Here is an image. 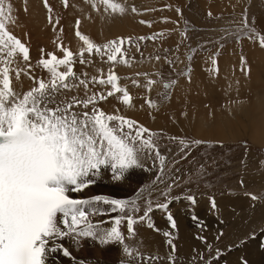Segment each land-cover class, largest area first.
I'll return each mask as SVG.
<instances>
[{
    "label": "snow or ice",
    "instance_id": "obj_1",
    "mask_svg": "<svg viewBox=\"0 0 264 264\" xmlns=\"http://www.w3.org/2000/svg\"><path fill=\"white\" fill-rule=\"evenodd\" d=\"M100 2L112 12L126 10L110 0ZM44 4L51 13L48 0H44ZM64 4L68 6L67 0ZM131 11L137 12L135 6ZM48 19L51 23V15ZM241 22L248 26L246 16ZM9 23H14L11 4L5 7L4 0H0V264H49L56 254L70 258L73 264H85L84 260L73 256L64 244L65 239H70L77 249L85 240L102 247L118 244L128 257V264H155L163 259L141 253L139 244L128 242L135 239L138 224L159 231L151 220L150 213L155 210L151 200L145 202L143 215H136L140 211L142 192L127 200L106 195L88 198L71 195L95 184L103 170H110L111 178L119 181L130 169L144 167L142 161L145 159H153L154 164L158 161L157 180L164 174L166 157L156 143L157 134L120 114L119 109L107 112L99 107L109 97H116L127 107L132 106L127 88L118 83L120 77L111 67L106 78L103 74L89 78L87 72L77 74L74 71L77 62L81 65L91 63L85 54L98 56L101 62L110 65L128 64L122 49L125 38L97 45L81 34L78 19L75 35L83 41L84 47L74 54L59 44L62 57L54 53H47L45 57L41 49L42 56L37 63L48 73L45 79L32 74L30 49L9 31ZM253 32L254 29L249 28L244 35L252 38L250 33ZM257 36L264 47V36ZM241 59L243 64V57ZM22 74L33 82L26 91L17 87ZM132 83L139 86L137 80ZM153 83L148 80L146 87L150 90ZM90 84L107 85L110 90L106 93L93 91ZM170 86L164 85L166 89ZM81 88L83 96L79 95ZM73 91L77 94L69 95ZM147 102L154 106L150 100ZM179 142L184 148L189 147L183 139ZM175 183V180L169 183L161 195L167 197ZM185 198L196 203L193 195ZM251 198L258 199L255 195ZM169 203L166 200L155 208L167 213V220L175 229L176 221L168 212ZM212 206L215 207L214 199ZM111 213L119 214L111 216ZM102 215L110 219L93 220ZM106 224L110 226L105 227ZM122 225L126 226L127 234L122 231ZM164 236L171 249L169 264H176L173 233L165 232ZM199 238L206 243L204 237ZM208 249L211 251L210 245ZM199 258L204 259L202 254Z\"/></svg>",
    "mask_w": 264,
    "mask_h": 264
},
{
    "label": "rangeland",
    "instance_id": "obj_2",
    "mask_svg": "<svg viewBox=\"0 0 264 264\" xmlns=\"http://www.w3.org/2000/svg\"><path fill=\"white\" fill-rule=\"evenodd\" d=\"M39 1L44 13L40 12L34 18V14L29 10L34 5L32 0L31 4H29V0H4L5 7L11 4V15L14 20V23L8 24L9 31L11 30L17 37L19 36L26 45V42H29L32 52H35L37 56V62L41 58L40 56H42L41 49L45 50L43 54L46 57L47 53L52 51L51 47L56 48V51H52L51 53L62 57L63 53L57 44H63L64 47L69 48L74 54H77L76 52H79L84 47L82 41L81 45H71L67 37L65 42H62L60 38L53 39L56 34L61 32V29L62 31L66 28L70 29L72 25L71 28H74V21L75 19L78 20L76 13L69 11L71 5L68 3V0L67 7H65L64 0H48V5H52L50 6L52 9L51 13L41 3L44 0ZM154 1L157 2L158 0ZM236 1L237 3H234L236 7L220 13L218 12L221 10H216L215 12L213 8H216L218 5H224L223 1L214 4L213 0H167L166 4L163 3L159 9L155 6L154 2H142V0L114 1L126 9L123 13H120L118 11L112 12L111 9L106 10L105 5L99 0H81L88 8L87 11L94 15V17L91 15V23L94 24L93 31H98V34H100L99 31L101 30L98 29L97 25L101 22V19L105 25H112L116 18H122L120 16L135 18L137 16L136 24L142 26L140 27L143 29L142 32L130 33L127 36L118 34L108 37L111 33H108V35L105 33V29L108 26L106 28L104 25L103 32L107 38L104 39L102 36H97L98 39L96 41L92 38L91 40L97 45H103L112 40L125 38L122 49L129 65L114 64L117 65L114 72L120 77V84L127 88L131 96H134L133 90L134 88L136 89L137 85H134L132 81L137 80L139 89L143 87L142 94L148 96L147 100H152L154 105L160 106L163 102H169L172 89L179 79H188L190 84H193L195 80L192 81L190 75L195 61L210 60L213 66V61H215L217 68L214 69H218L220 68L218 60L221 62L222 57L226 56L228 59L232 58L234 60L236 58L238 61L237 63L232 62L234 70L239 64L246 65V68L249 69L247 47L256 45L264 51V47L259 43L257 36V34L264 36V29L258 23L260 18H264V0H234V2ZM168 3L171 4L170 8H166ZM93 4H95V7H93ZM175 4L180 8L179 14ZM99 6L100 8L97 9ZM133 6H135L137 12L131 11ZM55 7H57L58 11ZM207 9H209L210 14H208ZM49 15L52 17L51 23L45 19ZM245 16L247 17V27L241 22ZM39 19H45V21L40 22ZM127 19L130 23L133 22L132 19ZM177 20L181 25H179L180 28L177 30L180 31L181 29L182 31L186 29L188 32L186 41L189 46V48L187 47L189 49V56L195 55L193 60L190 61V71L187 74L181 68L186 63H189L191 57L185 59L184 55L187 53V48L184 50V45L180 43L182 39L181 31L179 33L180 36H177L172 31L173 25L177 23ZM72 21V25L67 24V22L72 23ZM139 21L148 23H140ZM63 24L64 27H62ZM131 25L134 24L132 23ZM36 28L47 30L50 35L44 37L35 36L34 34L39 32ZM79 28L81 32L85 33L84 35L89 37L85 31H82V29L85 30L82 21H80ZM249 28L254 29V32L250 33L252 38L244 35V33L249 31ZM23 36L25 37L23 38ZM129 37L131 38L130 41L127 39ZM141 37L145 39H140ZM157 37H160V39L147 41L150 38ZM151 41H156L158 44L153 46ZM131 43H137L142 48L140 51H133L135 46L133 45L131 48ZM48 44H52L51 47ZM167 45H174V47H167ZM74 46H78V48L74 49ZM127 48H130L131 52L126 51ZM215 53L217 55H213ZM85 55L90 61H94L97 67H107L105 62L103 65L99 64L103 62L97 57ZM153 57H159V59L157 61H147ZM129 59L134 60L130 63ZM159 60L162 63L160 65H158ZM173 61L175 70H173V66L171 65ZM182 62H184L183 65ZM81 66L77 62L74 66V71L77 74L87 72L89 78L97 75L100 76L101 74L106 76L108 73L107 71H102L103 73L98 71L91 74L89 70L82 71ZM213 66L207 70L205 69L204 74L207 77L214 78V81L219 85L224 82L221 81L224 79H218L219 72L218 70H214ZM123 68L124 71H122ZM155 70L157 74L153 73ZM37 71H42L41 77L48 78V73L39 67L38 64L34 73ZM161 71L164 73L162 74ZM137 73L141 75L138 76ZM164 78L171 80L170 84H172L167 89L165 87L160 89V83L156 82L162 81ZM148 80L154 81L150 90L146 87ZM31 86H33V82H31ZM90 88L93 91L105 93L110 90V86H101L99 84H90ZM79 94L83 96L82 88L79 90ZM195 94L199 98L203 97L202 99H205L208 95L206 91H196ZM218 97L220 95H217V98L212 96L209 98V102L211 103V99H218ZM104 102L100 103V108L107 112L116 110L115 108L111 110L103 108ZM218 102L220 104V101ZM195 110L196 113L199 112V109L195 108ZM231 116L240 115L235 113L231 114ZM242 122L243 120H241ZM139 123L142 124L141 122ZM142 125L145 126L144 124ZM150 130L157 134L156 143L159 146L160 153L166 157L164 174L160 180H157V176L159 175L158 161L154 164L153 159H145L142 161L144 167L133 168L126 173L129 174V181L132 182L131 188L133 184L136 185L133 189L128 190L127 195L123 199L135 198L138 193L142 192L143 197L139 201L140 211L136 215L142 216L145 202L151 200L155 209L150 213L151 220L155 225V229L159 231L147 226L144 229L143 224H138L135 226V239L128 242L139 244V251L141 253L152 256L158 255L163 258L157 260L155 264H169L168 255L171 250L166 243L167 237L164 236L165 232L173 233V242L176 245L174 253L176 264H250L249 259L251 256L256 257L259 264H264V145L252 142L248 135L249 133H247L249 130L245 133L243 132L244 134L240 133L236 139L230 141L196 136L191 132L190 127L188 131L180 130V133L167 132L165 128ZM172 137H176L177 139H171ZM181 139L188 143L189 147L184 148L179 142ZM196 140L202 143H191ZM173 180L176 183L171 191L168 192L167 197L161 195L167 185L172 183ZM97 182L104 184L99 180ZM91 188H93L92 185L86 189L90 190ZM111 188L116 189V192L109 196L121 199L122 197L118 193L120 191L118 185H111ZM188 195L195 197V204H192L185 198ZM252 195L257 196L258 199L253 200L251 198ZM213 199L215 200V207L212 206ZM166 200L170 201L171 204L168 207V212L171 213L176 221L175 229L171 228L167 220V213L155 208L156 204L164 203ZM118 214L111 213V216ZM193 217H196V219H193ZM98 219V221H108L110 217L102 215ZM181 226L190 233L191 240L189 236L187 238V236L181 234ZM124 230L125 234H127V230L122 227V231ZM199 237H204L206 243ZM141 241L142 243H140ZM208 245L211 246V251H209ZM217 249L219 253L213 254L217 252ZM119 251H116L115 258H112L111 262L107 263L108 260H106L104 263L121 264V261H124L125 264H128V257L125 256L123 251ZM113 254L114 252L108 253V255ZM201 254L204 259L199 258ZM210 256L213 257L211 260L208 259ZM193 257H196V259L194 260Z\"/></svg>",
    "mask_w": 264,
    "mask_h": 264
},
{
    "label": "bare ground",
    "instance_id": "obj_3",
    "mask_svg": "<svg viewBox=\"0 0 264 264\" xmlns=\"http://www.w3.org/2000/svg\"><path fill=\"white\" fill-rule=\"evenodd\" d=\"M32 1L34 2V5H32V7H30L29 10L31 11L32 14H34V18H35L40 12H43V11H42V6L39 0H32ZM143 1L150 2V3L154 2L155 6H159L162 3V1L166 2L167 0H161V1L158 0L157 2H155L154 0H148V1L142 0V2ZM82 2L81 0H68V3L71 5L69 8V11L71 13H76V16L78 17V19L82 21L83 28H85V30L82 29V31H85L89 35L90 39L92 38L95 41L98 39L97 36H102V38L104 39L107 38L105 37L104 32H103L105 23L102 19H101V22L97 25L98 29L101 30L102 32L99 31L100 34H98L97 33L98 31H93L94 24L91 23V15L93 17L94 15L87 11L88 8ZM41 3L44 4V1H42ZM230 3H232L231 8H233V7H236L234 3H237V1L236 2L232 1ZM29 4H31V0H29ZM223 4L224 5H218L217 7L227 8L228 4L226 2H223ZM56 6L59 7L57 4ZM57 7L55 8L58 11ZM99 8L100 6L97 7V9ZM101 13L103 12L101 11ZM115 14H118V13H115ZM120 17L122 18H116L112 25L111 24L105 25L106 28L108 26V28L105 29V33L107 35L108 33L109 34L111 33L108 37L118 35V34H123L127 36V35H130V33L133 34L138 31L142 32L143 29L140 28L142 26L136 24L137 16L136 18L127 17V16H124V17L120 16ZM127 18L132 19L133 20L132 23L134 25H131L132 23H130ZM45 19L47 22H49L48 17H45ZM45 19H39V21L44 22ZM76 20L77 19H75L74 21L75 22L74 28H71L73 26L72 25L73 21L72 23L67 22V24L72 25L71 27L68 26L70 27V29L66 28L64 31H61L59 34H56L53 37V39L60 38L62 42H65L66 37H67L71 45H78V44L81 45V40L79 39V37L75 35ZM33 21L36 22L35 20ZM139 22L141 23V21ZM258 23H260L261 27L264 29V18H260ZM62 27H64V24ZM36 29L39 32L38 33L35 32L36 33L34 34L35 36L44 37V36L50 35L49 31L47 30H42L39 28H36ZM79 30L81 32L80 28ZM13 34L15 35V33ZM81 34L84 35L85 33L81 32ZM24 37L25 36H23V38ZM18 38L21 41H23L19 36ZM153 39L159 40L160 37L150 38L149 40H153ZM26 43H27V46L30 48V53H31L30 55L31 64L33 66L32 74L35 75L36 77H41L40 74L42 73V71H37L36 73H34L37 67V64H38L37 58H36L37 56L35 55V52L34 53L32 52V48L30 47L29 42H26ZM152 44L154 46V45H157L158 43L155 41V42H152ZM51 45L52 44H48L49 47H51ZM58 45L59 44H57V46ZM130 45H131L130 46L131 48L133 45L135 46V49L133 51H140V49L142 48V46L139 47L137 43H131ZM51 48H52V51H56V48H53V47ZM77 48L78 46L77 47L74 46V49H77ZM247 49H248L247 55H248L249 69L246 68V65L243 66L239 64L238 67L235 68L234 70L232 62L237 63L238 61L236 60V58L232 60V58L228 59L226 56H224L222 57L221 62L220 60H218L219 67H220L218 68V72H219L218 79H224V80H221L224 82H222L219 85L214 81L215 80L214 78L207 77L204 74L205 69L207 70L209 68H212L213 65L211 61L210 60H198V61H195V65L193 66V71L191 72V75H190V78L192 79V81L195 80L193 84L191 85L188 79H179L172 89L171 99L169 100V102H163L161 106L154 105L152 100L150 101L152 102L154 106H150V104L147 102L149 101L147 100L148 96L142 94L143 87L139 89V87L136 86V89L134 88L133 90L134 96H131L132 97L131 107H127L123 105L122 103H120L119 99H117L116 97H109L103 103L102 107L105 109H109V110H111L112 108L119 109L120 114L125 115L126 117H131L132 119L141 122L148 129L165 128L167 132L180 133L181 132L180 130L188 131L190 127L191 132L195 134L196 136L209 138V139H215V140H221V141L234 140L239 136L240 133H243V132L245 133L246 131L249 130V132L247 133H249L248 135L250 136V140L259 145H264V51L263 49L258 48L256 45H250L247 47ZM52 51L48 53H51ZM93 57H97L100 60L98 56H93ZM213 57H217V56H213ZM185 59H186V56H185ZM129 60L131 61L130 63H132L134 59L132 60L129 59ZM152 60L157 61L156 57H153L151 60H147V61H152ZM192 60L193 59H191V61ZM159 61L161 63V60ZM173 63L174 61L172 62V65ZM99 64L103 65L104 62L99 63ZM120 64L125 65L123 63H119V65ZM183 64L184 62H182V65ZM22 65L23 64H21V67H23ZM106 65L107 67L105 66L97 67L96 63H94V61H91V63L89 64L82 65L81 70L82 71L89 70V73L92 74V73H97L98 71H100L101 73H103L102 71L108 72L110 67L114 71L117 67V65H110L109 63H106ZM156 70L158 71L157 68ZM156 70L153 72L154 74H157ZM122 71H124V68ZM31 82L32 81L27 76L22 74L21 83L20 85H17V87H22V89L26 91L31 87ZM118 83L121 86L120 81H118ZM156 83H160V89H162L161 81L156 82ZM14 84H15V81H14ZM196 91H206L208 95L205 99H202L203 97L199 98V96L195 94ZM75 94H77L75 91H73L72 93H69V95H75ZM217 95H220V97H218V99H213V100L211 99V103H210L209 98H211L212 96H215V98H217ZM117 96H119V94ZM216 100H217V103L215 104ZM218 101H220V104ZM194 107L196 109H199L198 110L199 112L196 113L195 112L196 110ZM230 113L231 114L237 113L240 116H231ZM239 119L243 120V122L241 123V120ZM128 175L129 174H126L124 178H122L119 181H114L111 178L112 173L110 172V170H103L101 177L98 180L102 181L104 184H99L100 182L99 183L97 182L92 185L93 188H91L90 190L85 189L80 193H73L72 195L74 197H87V198L95 196V195L109 196L112 193L116 192L115 191L116 189L111 188V185L117 184L120 190L118 193L119 195H121L122 197L121 199L124 200L123 198H125L124 196L127 195L128 190L133 189V187L136 185V184H133V187L131 188L132 182L129 181ZM98 218L99 216L93 217V220L98 221L99 220ZM104 226L108 227L110 225L106 224ZM122 227L123 229H126V226L122 225ZM145 227L146 225L143 224L144 229ZM180 230L183 236H187V238L190 237V240H191L192 237L188 231H186L182 226ZM64 244L70 248V250L73 253V256L77 260H84L85 264H106L104 263L106 262V260H108L107 261L108 263V262H111L112 258H115L116 251L120 250L119 252H122V249L120 245L118 244H110V245L102 247L99 244L92 242L91 240L83 241L82 246L79 247L78 249L72 245V242L70 239H65ZM254 244H255V241H254ZM113 252H114L113 255H108V253L110 254ZM249 262L250 264H259V261L256 260V257H252V256L250 257ZM49 264H73V261L70 258L63 257L59 254H56L50 258ZM235 264H239V263H235Z\"/></svg>",
    "mask_w": 264,
    "mask_h": 264
},
{
    "label": "crops",
    "instance_id": "obj_4",
    "mask_svg": "<svg viewBox=\"0 0 264 264\" xmlns=\"http://www.w3.org/2000/svg\"><path fill=\"white\" fill-rule=\"evenodd\" d=\"M221 1H223V2H226L227 4H228V6H227V8H218V7H214L213 8V10L216 12V10H221V11H219L218 13H220V12H226L225 10H228V9H231V5H232V3H230V2H232V1H234V0H213V2H214V4H216V3H221ZM163 3H165L166 4V2H162L159 6H157V8L159 9L160 8V6H162L163 5ZM168 4H170V3H168ZM176 5V7H177V4H175ZM174 5V6H175ZM171 7V6H170ZM170 7H166V8H170ZM151 8V7H150ZM175 25H179V23L177 22ZM175 25H173V29H172V31H174V33H176V35L177 36H180L179 35V31L177 30V29H179V27L178 28H176L177 26H175ZM160 28H163V27H160ZM176 28V29H175ZM163 33V32H162ZM161 33V34H162ZM169 37V36H168ZM181 41V40H180ZM174 45H175V43H174ZM174 45H167V47H169V46H174ZM177 45V44H176ZM166 47V48H167ZM164 63V62H163ZM161 63L159 62V65H160Z\"/></svg>",
    "mask_w": 264,
    "mask_h": 264
}]
</instances>
